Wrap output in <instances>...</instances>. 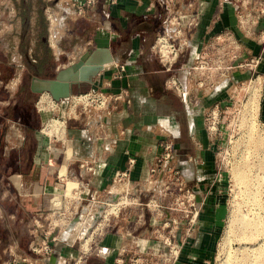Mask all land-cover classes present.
Returning a JSON list of instances; mask_svg holds the SVG:
<instances>
[{
  "label": "crops",
  "instance_id": "obj_1",
  "mask_svg": "<svg viewBox=\"0 0 264 264\" xmlns=\"http://www.w3.org/2000/svg\"><path fill=\"white\" fill-rule=\"evenodd\" d=\"M233 2L96 0L94 5L84 7V46L80 52L107 46L112 60L103 63L88 80L72 84L71 92L77 94L68 95L70 101L62 112L65 126L63 119L53 118L62 122L59 135L64 134L57 139L60 143L39 137L38 125L29 121L35 117L33 103L24 110L21 121L9 114L1 119L6 168L0 175V264H33L27 262L28 242L33 236L29 234L23 239L22 226L34 224L37 215L52 209V198L62 191L58 172L74 180L80 195L52 210L61 214L67 209L63 221L59 215L53 216L56 220L52 221L48 211L52 228L40 234L51 246L42 259L44 264H151L152 256L167 255L172 243L177 250L170 254L174 256L170 264H206L225 214L226 180L225 175L217 176L213 146L216 139L205 127L202 111L228 106L233 80L246 76V72L237 74L231 65L226 72L211 70L215 50L224 47L216 43V38L224 35L238 39L243 43L244 57L257 56L253 64L258 83L257 116L264 120V14H256L254 24L247 25L251 34L241 35ZM80 3L83 0H70L73 8ZM178 13L190 20L179 27L182 35H177L179 42L184 43L182 47L187 45L190 50L186 56L182 51L176 66L171 68L172 63L160 60L151 50L160 35L173 39L172 35L178 33ZM25 24L26 29L33 30L29 16ZM53 36L50 32L45 37L48 46ZM31 48L27 43V54ZM60 48L55 57L63 51ZM7 49L6 44L0 51L3 65L21 66L22 61L8 59ZM74 59L65 58L55 63L53 69ZM12 78L16 81V77ZM12 78H7L3 86L7 92L14 87L9 84L14 83ZM95 90L108 96L103 106L75 103L70 110L73 97ZM10 98L8 93L0 103L8 106L6 101ZM56 103L61 104L62 99ZM162 135L170 137L174 148L171 161L179 169L183 183L193 191L197 211L191 221L183 217L173 201H169L167 208L175 210H165L161 218L153 214L146 217L143 206L135 202L118 201L123 193L130 199L137 193L136 187L128 185L119 190L122 182L114 180L118 170L127 168L132 184L151 187L160 182L149 176L147 168L159 149ZM128 157L133 160L127 166ZM111 197L117 201L110 203L112 211L106 212L112 213L102 217L101 201ZM75 214L78 220L69 224V218ZM163 219H167V224ZM152 221H156L153 228ZM82 239L87 240L86 248L81 247Z\"/></svg>",
  "mask_w": 264,
  "mask_h": 264
},
{
  "label": "rangeland",
  "instance_id": "obj_2",
  "mask_svg": "<svg viewBox=\"0 0 264 264\" xmlns=\"http://www.w3.org/2000/svg\"><path fill=\"white\" fill-rule=\"evenodd\" d=\"M0 1L6 2L9 9L6 13V17H4L0 24L2 27L0 30L2 35L1 42L2 44L5 42L8 45V59L10 60V57H12L15 62L21 63V52L17 50L15 46V42L18 40L17 32L19 30L18 20L12 17L14 6H10L11 0ZM95 1L96 0H93L92 3L85 4L83 0V3L78 4L81 5L78 11V7L73 8L72 4H70V0H23V13L26 14L27 17L29 16L30 20H33V24H35V18L38 19L37 30L34 31L33 28V30L30 31L28 28L23 36L24 42L29 44V48L32 47V43L37 41L38 35L42 34L44 37H47L50 32L54 35V39L52 42L50 41V46L47 45L46 41L43 44L45 49L43 63L46 66L49 65V74L53 73V65L55 63L62 62L65 58L74 59L83 48L84 42L82 41V37L84 32L82 28L86 20L83 19L82 16L84 15H82V13L86 11L84 10L85 6L94 5ZM13 2L21 5L19 0H13ZM233 5L235 18L237 17L235 13L241 16V22L239 24L241 35L243 32L251 34L250 30L246 29L245 26L247 24L249 26L254 24L256 14H264V12L261 11V8L264 9V0H242L241 2L240 0H234ZM186 19L187 16L184 15L179 23L180 28L181 25H186ZM25 25L24 23V26ZM180 32L181 30L172 35V44L168 45L169 50L167 53L162 51L165 52L166 55L161 54L158 49L159 44H156L153 47L154 49L151 50L156 57L163 60L165 63L171 60V68L176 66L179 61L178 57L182 51L186 56L190 50L189 46L186 45L182 47L184 43L179 42L177 35H182V32ZM168 39L167 42L170 41V38ZM217 39L218 41H216V43L220 42L224 47L215 50V62L211 70L214 72L221 71L222 73L224 71L226 72L231 65V68H235L234 71H236L237 74L246 72V76H241L240 78L238 77L237 80H233L232 96L230 102L227 104L228 106L222 107L218 112L214 110V113L211 115V121L217 120L221 122L216 123L217 128L209 133H212L216 139L213 141V146L215 162L220 172L219 176L225 175L226 208L222 225L216 236L214 251L205 262L206 264H264V253L259 255L260 250L264 252V168L260 166L261 161L264 159V142L262 144L259 142V138L264 136V120H260L257 116V77H255V72H253L254 65L249 61L250 56L244 57V54H242L244 49L241 41L238 39L234 40L229 36L227 38L224 35H222L221 38H216V40ZM177 42L180 44H177ZM60 47H63V51L57 53V57H55L56 52L61 49ZM65 47L68 49H64ZM38 49L39 46L36 54H39ZM29 51L28 49L27 52ZM203 67L206 68V62H203ZM18 69L19 68L16 70ZM12 79H14V83H9L11 87L16 85L15 78ZM71 93L74 95L77 94H75L74 91ZM42 96L44 97L43 102L41 99ZM61 99L62 103L57 105L56 102L58 100L55 101L51 99L48 93H34L32 99L33 105H31L33 114H35L36 118L34 123L39 127V137L44 136L54 143H60L57 139L62 137L64 132L59 135V129H50L48 122L52 120V122L54 121L59 125L62 124L60 120L53 119L54 117H58L59 119H63V124L65 126V113L62 112L69 103L70 98L67 96ZM39 103H41V105L42 103L47 105L45 108H39ZM75 103H81L80 97H73L69 105L70 110L74 108ZM2 104L3 103H0V106ZM210 108L211 107L205 108L204 111H202V116H205ZM46 132H49L51 135ZM257 145H261V147ZM243 161L247 162L246 164L249 165V170L242 171V166L244 165ZM57 176L62 183V191L52 198V209L49 208L46 210L47 212H42L37 215L34 224L28 223L22 226L23 239H25L26 236L28 237L29 234L33 236L28 242L27 247V253L30 255L28 260L26 259L28 263L30 260L33 264L35 261L38 264H44L42 259L50 252L51 246L48 240L45 242L47 244V249L41 247L43 243L40 235L42 232H49L46 229L52 228V226L48 224V211L49 214L52 215V221L56 220V217L53 216L58 215L62 217L61 220L63 221L67 209H64V213L61 214L59 212H53L52 210L54 208H60L69 198L80 195V192H78L79 188L74 186V180L67 176L66 173L58 172ZM156 183L157 186L151 185V187H144V185L140 186L139 184H127L130 187H136L137 193L133 195L131 199L127 197L126 193H123L121 197L118 198V201H120V203L135 202L134 204L143 206L142 212L146 217L153 214L156 218H161L165 215V210L169 213L168 210L175 209H168L165 207L172 198L162 191L160 182ZM123 186L124 184L122 183L119 188L120 191L125 189ZM116 194L117 192L114 196ZM113 197L106 198L108 200H105V202L102 199V209L100 210L102 217H106L109 213H112L106 212V209L112 211L110 203L117 201V199L113 200ZM145 202H147V204H145ZM70 211L72 212L74 210L70 209ZM181 214L183 217L190 216L189 211L186 213L182 212ZM155 223L156 221H152L150 227L153 228V226L156 225ZM152 232L154 233L157 231L152 230ZM86 241L87 240L82 239V248L87 247ZM30 246H34L35 249H31ZM171 258H174V256L170 254L159 257L154 255L152 256L151 264H170L172 261ZM244 260H246V262ZM142 262L144 263V261ZM142 262L136 261V263L139 264H142Z\"/></svg>",
  "mask_w": 264,
  "mask_h": 264
},
{
  "label": "built area",
  "instance_id": "obj_3",
  "mask_svg": "<svg viewBox=\"0 0 264 264\" xmlns=\"http://www.w3.org/2000/svg\"><path fill=\"white\" fill-rule=\"evenodd\" d=\"M93 0H84L85 4L88 3H92ZM81 5H78V11L80 10ZM261 11L264 12V9L261 8ZM236 20L238 22V24H240L241 22V16H238V13H235ZM184 16L183 13H178L176 14V21L178 22V26L176 28V31L179 32L180 28H179V23L181 21V18ZM244 16V15H243ZM190 20L187 19L185 21L186 23H189ZM248 25V24H247ZM247 25L245 26L247 28ZM168 37L165 35H160L157 38L156 44H160V41L165 42L167 45H171L172 44V39H170V41L167 42ZM158 42V43H157ZM155 44V45H156ZM177 44H180L179 42H177ZM257 60V56H251L249 57V61L252 62V64H254ZM169 62V60L167 61ZM120 66H122V64H119ZM176 86V85H175ZM117 94H115L113 97H116ZM108 96L103 93L102 91H92V92H87V93H82V100H81V104H92V105H96V106H103L106 103ZM222 107L219 106H214L211 107L208 112L205 114L204 116V125L205 127L209 130V131H214L217 126L216 123L220 122L217 120L211 121V111L212 109H215L216 112H218V110H221ZM221 123V122H220ZM173 145H172V141L170 139V137L166 136V135H162L159 138V149L157 151V153L154 155L151 163L149 164L148 168H147V172L149 174L150 177H156L160 180V184L162 185V191L164 193H166L170 198L171 201H173L176 205H178L179 209L181 212L186 213L187 211L190 212V216L187 217L188 220L191 221V219L193 218V216L196 214L197 211V204L196 201L194 199V194L192 189L185 185L183 183V180L180 176V172L179 169L174 165V163L171 161V156L173 154ZM133 158L132 157H128L127 158V166L132 162ZM217 176L220 175L219 170H216ZM148 176V177H149ZM114 180L116 181H121L124 185L127 184H132L127 177V168H124L122 170H118L117 172L114 173ZM133 185V184H132ZM105 202V200H104ZM145 204H147V202H145ZM170 204H168L166 207H169ZM167 219H163V223H166ZM167 224V223H166ZM41 241H42V245L41 247H43L44 249H47V244L45 243L47 241L45 236L41 237ZM166 243L169 242L166 240ZM31 249H35L34 246H30ZM176 246L175 244H170L169 249H168V253L167 254H175L176 253Z\"/></svg>",
  "mask_w": 264,
  "mask_h": 264
},
{
  "label": "flooded vegetation",
  "instance_id": "obj_4",
  "mask_svg": "<svg viewBox=\"0 0 264 264\" xmlns=\"http://www.w3.org/2000/svg\"><path fill=\"white\" fill-rule=\"evenodd\" d=\"M21 2V5L15 4L13 0L10 2V6H14V10H12V17L16 18L18 20V40L15 42V46L17 47V50L21 52L22 56V64L21 66H16V64L11 65L7 68V66L3 65V62L0 58V99L4 98L8 93L10 94V99H7V105L2 104L0 106V175L4 173L6 168V159H5V134H4V128L2 127L3 124L1 122L2 116L5 114H9L13 116V119H16L17 121H21V119L24 117V110L28 107H30L32 103V99L34 97V91H31L30 89L24 90V86H28V80L29 77L32 75H40V76H51L53 73L49 74L48 70L50 69L49 65L46 66L43 63V57L45 56V49H44V42L45 37L40 34L38 35L37 41L34 42L32 45V48L30 49L31 53L27 54L25 51V48L27 46V42H24L23 36L26 29V25L24 26V23H26V14L23 13V0H19ZM7 7V9H6ZM8 4L6 2L0 1V24L3 21L4 17H6V13L8 12ZM38 27V19L35 18V24H34V31H36ZM0 25V30H1ZM32 28V29H33ZM2 35L0 32V51L6 47V43L4 42L2 44ZM39 46V54L37 53V48ZM5 55V53H4ZM19 68V70H16ZM16 77V85L10 90L6 91V88L3 87L5 85V82L7 78ZM35 117L29 118V121L35 122ZM12 165L16 166L15 162L12 163Z\"/></svg>",
  "mask_w": 264,
  "mask_h": 264
},
{
  "label": "water",
  "instance_id": "obj_5",
  "mask_svg": "<svg viewBox=\"0 0 264 264\" xmlns=\"http://www.w3.org/2000/svg\"><path fill=\"white\" fill-rule=\"evenodd\" d=\"M112 60V55L107 46H94L82 50L76 59L68 64L55 67L51 76L32 75L28 80V88L40 93L46 91L51 99L57 101L71 93L72 84L81 80H88L103 63ZM102 206H99V211ZM78 214L71 216L68 223L78 220Z\"/></svg>",
  "mask_w": 264,
  "mask_h": 264
},
{
  "label": "bare ground",
  "instance_id": "obj_6",
  "mask_svg": "<svg viewBox=\"0 0 264 264\" xmlns=\"http://www.w3.org/2000/svg\"><path fill=\"white\" fill-rule=\"evenodd\" d=\"M158 49L160 50V52H161L162 55H166L167 51L169 50L168 45H167L165 42H162V41H160V44H159ZM162 51H165L166 53H165V52H162ZM169 62H170V64L172 63L171 60H170ZM43 92H46V91H41L40 93H43ZM46 93H47V92H46ZM45 95H46V94H45ZM69 96H70V95H69ZM69 96H68V97H69ZM40 97H41V96H40ZM45 97H46V96H45ZM77 97H80V100H81L82 95L77 96ZM41 99H42V102H43V101H44V97L42 96ZM46 99H47V98H46ZM45 101H46V100H45ZM38 102H39V100H38ZM46 102H47V101H46ZM47 103H48V102H47ZM245 103H246V102H245ZM39 105H40L39 108H45L47 104H45V103L43 104V103H42V105H41V103H39ZM255 105H256V104H255ZM256 106H257V105H256ZM256 106H255V107H256ZM251 108H252V106H251ZM254 109H255V108H254ZM214 110H215V109H212L211 114L214 113ZM250 115H251V114H250ZM48 125H49V128L52 129V130H55V129L57 130V129H60V127H62V124L59 125V124L55 123L54 121L52 122V120H49ZM45 128H46V127H45ZM48 131H49V130H48ZM50 132H51V131H50ZM46 133H47V132H46ZM48 133H49V132H48ZM57 133H58V132H57ZM49 134H50V133H49ZM50 135H51V134H50ZM259 139H260V141H259L260 144H262V143L264 142V136H261ZM257 146L261 147V145H257ZM257 146H256V147H257ZM246 163H247V162H244V161H243V164H244V165L242 166V171H247V170L250 169V168H249V165L246 164ZM260 166H261L262 168H264V159L261 161ZM63 177H65V176H63ZM263 253H264V252L260 250L259 255H260V254H263ZM244 261L246 262V260H244ZM244 261H243V262H244Z\"/></svg>",
  "mask_w": 264,
  "mask_h": 264
}]
</instances>
